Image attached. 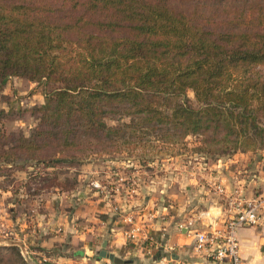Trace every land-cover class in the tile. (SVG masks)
Segmentation results:
<instances>
[{"label":"trees","instance_id":"1","mask_svg":"<svg viewBox=\"0 0 264 264\" xmlns=\"http://www.w3.org/2000/svg\"><path fill=\"white\" fill-rule=\"evenodd\" d=\"M10 78L43 85L33 130L11 146L21 169L77 162L61 154L124 130L252 150L264 145V0H0V87ZM29 259L0 247V264Z\"/></svg>","mask_w":264,"mask_h":264},{"label":"crops","instance_id":"2","mask_svg":"<svg viewBox=\"0 0 264 264\" xmlns=\"http://www.w3.org/2000/svg\"><path fill=\"white\" fill-rule=\"evenodd\" d=\"M80 166L71 170V188L50 186L39 200L32 201L38 210L28 216L18 210L23 195L0 191V233H10L0 243L15 245L25 258H41L45 264H113L101 257L102 252L129 264H189L198 259L193 231L220 226L225 219L214 185L250 197L264 190V153L229 154L206 166V171L182 170L172 181L154 180L153 185L135 189V195L122 196L94 190L92 164ZM7 200L10 215L5 213ZM128 218L147 228L158 246L147 251L140 241L128 242ZM237 238L242 264H264V225L244 226Z\"/></svg>","mask_w":264,"mask_h":264},{"label":"rangeland","instance_id":"3","mask_svg":"<svg viewBox=\"0 0 264 264\" xmlns=\"http://www.w3.org/2000/svg\"><path fill=\"white\" fill-rule=\"evenodd\" d=\"M42 90V84L23 78H10L5 86L0 87V191L9 189L16 195H23L20 198L23 203L18 210L26 214L38 210L37 204L32 201L37 200L52 184L59 183L64 188H71L74 185L71 170L81 169L80 165L86 162L92 164L96 173L93 180L104 187L103 194L122 196L126 193L135 195V189L150 183L153 185L154 180L172 181L182 170L190 174L206 171V166L213 164L217 157L223 159L229 155L220 146L203 144L199 136L177 139L171 129H143V132L134 135L130 130H124L122 140L82 138L80 145L70 149L74 151L61 154H74L78 158L77 162L62 163L55 167L36 164L21 169L23 163L17 159L19 154L11 146L15 145L21 135L28 136L33 130L38 117L34 109L44 103ZM186 95L194 102L192 91L188 90ZM120 122L108 121V124L117 125ZM164 133L169 136L162 137ZM246 149L235 153L249 152L257 156L264 153V145L252 150ZM12 199L9 197L8 200ZM8 200L5 204L6 215H10L11 205ZM9 235L8 230L3 231L0 239H8ZM9 246L0 243V247ZM31 259L36 264L46 263L41 258L31 256Z\"/></svg>","mask_w":264,"mask_h":264},{"label":"built area","instance_id":"4","mask_svg":"<svg viewBox=\"0 0 264 264\" xmlns=\"http://www.w3.org/2000/svg\"><path fill=\"white\" fill-rule=\"evenodd\" d=\"M91 187L101 193L104 191V187L97 181L91 182ZM213 192L223 204L225 219L220 226L210 225L206 229L193 231V250L198 259L189 264H242L237 231L244 226L264 225V190L259 196L250 197L239 190L230 193L216 184ZM127 221L131 225L125 233L128 242L140 241L147 251L158 246L147 228L140 227L132 218ZM28 261L29 264H34L30 259Z\"/></svg>","mask_w":264,"mask_h":264},{"label":"water","instance_id":"5","mask_svg":"<svg viewBox=\"0 0 264 264\" xmlns=\"http://www.w3.org/2000/svg\"><path fill=\"white\" fill-rule=\"evenodd\" d=\"M105 247V244H103V248ZM101 257L103 258H107L111 263L113 264H129V261L126 260H122L116 256H114L113 254H106L105 252L101 253Z\"/></svg>","mask_w":264,"mask_h":264}]
</instances>
